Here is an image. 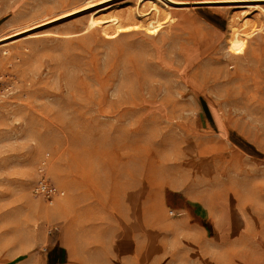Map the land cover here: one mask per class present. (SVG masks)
<instances>
[{
    "label": "rangeland",
    "instance_id": "obj_1",
    "mask_svg": "<svg viewBox=\"0 0 264 264\" xmlns=\"http://www.w3.org/2000/svg\"><path fill=\"white\" fill-rule=\"evenodd\" d=\"M88 1L0 0V38ZM116 1L0 45V264H264V11Z\"/></svg>",
    "mask_w": 264,
    "mask_h": 264
},
{
    "label": "bare ground",
    "instance_id": "obj_2",
    "mask_svg": "<svg viewBox=\"0 0 264 264\" xmlns=\"http://www.w3.org/2000/svg\"><path fill=\"white\" fill-rule=\"evenodd\" d=\"M262 1L264 0H197L194 2H187L183 0H138L139 3H144V4L148 3L149 10L151 11V13L152 12L154 13V18L149 19L147 23L148 31L153 32V33H156L159 30V26L161 25L159 23V19L162 15H167L170 13L173 14V13H176L177 9L188 8L186 4H192V5L194 4L193 7L194 6H209V7H228V8H233V9L234 8H245L243 9L242 14L246 15L247 14L246 8L264 11V5ZM115 2L117 1L116 0H98V1L89 0L88 2H86L84 5H82L79 8H74L71 10L64 11L58 16L48 19L44 22H41L39 24L33 25L31 27H28L22 30H18L14 32L13 34L1 37L0 45L7 46L21 39L40 37L44 35L45 33L42 34L38 32H32V30L42 25H45L47 23L65 18L77 12L89 10L91 8H94V11H92L90 16L88 17L85 28L81 32L67 34L66 36L80 35V34H84L87 32L96 33L100 29V27L107 28L108 26L112 25V23L116 25L117 29L118 28L120 29L125 26L124 21H122V15L120 16L116 15L110 18L98 15L99 12L104 11L105 9H108L114 6ZM127 18L128 19L133 18L132 10H129L127 12ZM247 37H248V34H246L241 28L233 26L231 29V35H230L229 46H228L229 51L235 54L243 53L245 51L244 48L247 43ZM230 81L232 82V80ZM228 93L230 94V96L233 97L232 100L234 102L239 101L238 99L239 95L237 94L236 91L228 92ZM34 161H35V158H31L29 162L30 163L29 166H31ZM178 165L183 167L184 163L183 164L178 163ZM174 187L178 188L177 186H174ZM29 199H30V196H29ZM31 202L35 207L42 210V206L40 205L39 202L33 201L32 199H31ZM68 207H69V203L64 202L60 206H57L56 208H53L52 210L45 209V212H47V214L49 213L61 214V213L66 212ZM261 244L263 245L264 243H261ZM205 263L209 264L208 261Z\"/></svg>",
    "mask_w": 264,
    "mask_h": 264
},
{
    "label": "built area",
    "instance_id": "obj_3",
    "mask_svg": "<svg viewBox=\"0 0 264 264\" xmlns=\"http://www.w3.org/2000/svg\"><path fill=\"white\" fill-rule=\"evenodd\" d=\"M34 194L44 198L49 204H54L58 197L65 195V191L59 188L48 174L47 161H43L38 170V179L34 186Z\"/></svg>",
    "mask_w": 264,
    "mask_h": 264
}]
</instances>
